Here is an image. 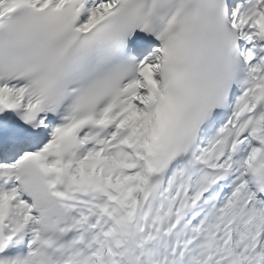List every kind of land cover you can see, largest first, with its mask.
<instances>
[{"label": "snow or ice", "instance_id": "6c2138e0", "mask_svg": "<svg viewBox=\"0 0 264 264\" xmlns=\"http://www.w3.org/2000/svg\"><path fill=\"white\" fill-rule=\"evenodd\" d=\"M0 264H264V0H0Z\"/></svg>", "mask_w": 264, "mask_h": 264}]
</instances>
